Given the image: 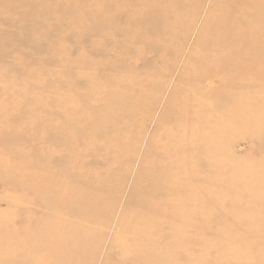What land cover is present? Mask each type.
<instances>
[{"label": "rangeland", "instance_id": "obj_1", "mask_svg": "<svg viewBox=\"0 0 264 264\" xmlns=\"http://www.w3.org/2000/svg\"><path fill=\"white\" fill-rule=\"evenodd\" d=\"M212 2L0 0V264H264V74H196Z\"/></svg>", "mask_w": 264, "mask_h": 264}, {"label": "bare ground", "instance_id": "obj_2", "mask_svg": "<svg viewBox=\"0 0 264 264\" xmlns=\"http://www.w3.org/2000/svg\"><path fill=\"white\" fill-rule=\"evenodd\" d=\"M175 1L158 0L168 5L160 9L163 32L174 34L175 23L184 22L187 16L200 9L199 5L188 6L191 0H180L184 4L182 8L172 7ZM205 23L209 26L203 47L205 53H196L189 58L202 69L196 74L211 75L216 88H227L231 94L236 93L240 80L264 74V0H213ZM213 93L211 97L221 94L219 91ZM237 104L234 100L231 107L235 108ZM213 106L216 110L217 104ZM186 215L182 209L181 219L179 216L169 218L170 226L185 223Z\"/></svg>", "mask_w": 264, "mask_h": 264}]
</instances>
